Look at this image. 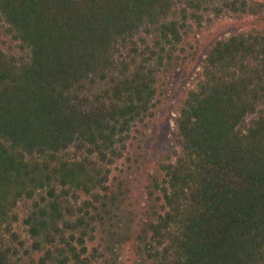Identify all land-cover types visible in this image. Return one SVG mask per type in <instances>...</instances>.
<instances>
[{
    "label": "trees",
    "instance_id": "obj_1",
    "mask_svg": "<svg viewBox=\"0 0 264 264\" xmlns=\"http://www.w3.org/2000/svg\"><path fill=\"white\" fill-rule=\"evenodd\" d=\"M251 6L0 0L23 52L0 50V264H20L4 241L17 238L22 201L32 202L24 223L40 264H88L95 232L121 210L100 192L158 100L156 68L179 60L189 21ZM203 63L176 119L180 154L154 181L162 210L146 211L128 238L140 264H264V35L219 41Z\"/></svg>",
    "mask_w": 264,
    "mask_h": 264
},
{
    "label": "rangeland",
    "instance_id": "obj_2",
    "mask_svg": "<svg viewBox=\"0 0 264 264\" xmlns=\"http://www.w3.org/2000/svg\"><path fill=\"white\" fill-rule=\"evenodd\" d=\"M250 1L252 9L249 14L230 11H223L220 15L205 13L200 22L189 21L183 42L173 55L179 60L173 65L167 62L156 68L158 100L154 101L155 106L144 121L133 128L123 158L112 165L109 191L100 192L101 196L114 197L115 206L120 205L121 210L117 211L113 206L111 214L106 215L107 225L100 226L95 232L94 241L89 243V251L84 255L89 259L88 264H140L133 241L128 238H135L136 227L146 211L152 214L154 210H162L163 200L157 199L162 195L153 189L154 181L164 177L161 166L175 162L180 154L176 119L189 93L197 90L203 80L204 60L219 41L240 34L264 35V0ZM143 37L152 47V38ZM0 50L8 56L23 55L20 42L9 33L3 22H0ZM258 108L264 110V100L260 101ZM152 192L153 196L150 195ZM87 199L89 196L81 195L80 201ZM108 203L111 204L110 201ZM31 205V201L19 203V221L15 224L17 238L8 237L4 241L20 264H40L39 260L44 255L43 248L33 250V240L24 223ZM103 238L110 239L112 249H107ZM57 247L60 248L56 246L53 249ZM54 254L57 255L58 251Z\"/></svg>",
    "mask_w": 264,
    "mask_h": 264
}]
</instances>
